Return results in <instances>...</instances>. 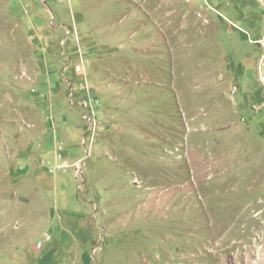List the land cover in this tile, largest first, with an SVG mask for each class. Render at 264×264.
Listing matches in <instances>:
<instances>
[{
	"label": "rangeland",
	"instance_id": "obj_1",
	"mask_svg": "<svg viewBox=\"0 0 264 264\" xmlns=\"http://www.w3.org/2000/svg\"><path fill=\"white\" fill-rule=\"evenodd\" d=\"M0 264H264V0H0Z\"/></svg>",
	"mask_w": 264,
	"mask_h": 264
},
{
	"label": "built area",
	"instance_id": "obj_2",
	"mask_svg": "<svg viewBox=\"0 0 264 264\" xmlns=\"http://www.w3.org/2000/svg\"><path fill=\"white\" fill-rule=\"evenodd\" d=\"M51 240V236H46L44 240L38 242V247L39 248H42L45 243L49 242Z\"/></svg>",
	"mask_w": 264,
	"mask_h": 264
},
{
	"label": "crops",
	"instance_id": "obj_3",
	"mask_svg": "<svg viewBox=\"0 0 264 264\" xmlns=\"http://www.w3.org/2000/svg\"><path fill=\"white\" fill-rule=\"evenodd\" d=\"M73 13H74V11H73ZM73 13H72V14H73ZM40 179H42V177H41ZM46 236H47V235H46ZM46 236H45V237H46ZM44 239H45V238H44ZM44 239H43V240H44ZM51 240H52V237H51Z\"/></svg>",
	"mask_w": 264,
	"mask_h": 264
}]
</instances>
